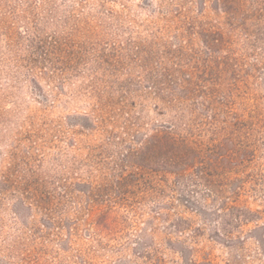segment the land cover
Returning a JSON list of instances; mask_svg holds the SVG:
<instances>
[{
    "label": "rangeland",
    "instance_id": "obj_1",
    "mask_svg": "<svg viewBox=\"0 0 264 264\" xmlns=\"http://www.w3.org/2000/svg\"><path fill=\"white\" fill-rule=\"evenodd\" d=\"M0 264H264V0H0Z\"/></svg>",
    "mask_w": 264,
    "mask_h": 264
},
{
    "label": "trees",
    "instance_id": "obj_2",
    "mask_svg": "<svg viewBox=\"0 0 264 264\" xmlns=\"http://www.w3.org/2000/svg\"><path fill=\"white\" fill-rule=\"evenodd\" d=\"M172 128H174V125L170 127V129ZM171 131L172 130H167L159 134V136L164 140V143L161 146L162 149L164 151L171 150L172 156L169 161H172V162L167 161V165L171 164V165H175L176 167H179L178 171H176L175 173L180 177H186L190 174H193V175L199 176L201 179L205 180L206 182H209V184L211 185L217 184V180L210 177L211 172L210 170L206 168L208 164L207 165L206 163L203 165L202 164L201 165L192 164V160L189 157L191 153L194 151V148L193 147L191 148L190 145L188 146L185 145V143L181 144L180 141H184L185 138L181 136L180 137L175 136L174 134L171 133ZM167 140H169L170 143ZM186 156H188V158ZM182 158H184V160H182ZM183 161H184V166H185L184 168L183 166H181V164L180 166H178V163L180 162L183 163ZM222 189L223 187L218 190L223 192Z\"/></svg>",
    "mask_w": 264,
    "mask_h": 264
}]
</instances>
